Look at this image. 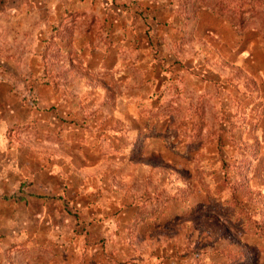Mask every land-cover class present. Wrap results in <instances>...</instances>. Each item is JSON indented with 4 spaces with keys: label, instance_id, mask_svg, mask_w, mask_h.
Instances as JSON below:
<instances>
[{
    "label": "rangeland",
    "instance_id": "rangeland-1",
    "mask_svg": "<svg viewBox=\"0 0 264 264\" xmlns=\"http://www.w3.org/2000/svg\"><path fill=\"white\" fill-rule=\"evenodd\" d=\"M0 264H264V0H0Z\"/></svg>",
    "mask_w": 264,
    "mask_h": 264
},
{
    "label": "trees",
    "instance_id": "trees-1",
    "mask_svg": "<svg viewBox=\"0 0 264 264\" xmlns=\"http://www.w3.org/2000/svg\"><path fill=\"white\" fill-rule=\"evenodd\" d=\"M243 5H238L237 7L240 8V10H243L242 8ZM233 197V198H232ZM230 198L234 199V194H231L230 197H227L225 200H224V203L225 204H228ZM236 208V206H235ZM249 218L246 216V214H242L240 213L237 217H236V222H238L240 225L242 226H245V223L246 221L248 220ZM263 234V232H261Z\"/></svg>",
    "mask_w": 264,
    "mask_h": 264
}]
</instances>
